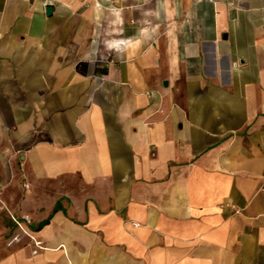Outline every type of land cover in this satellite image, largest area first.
I'll return each mask as SVG.
<instances>
[{
    "label": "crops",
    "instance_id": "crops-1",
    "mask_svg": "<svg viewBox=\"0 0 264 264\" xmlns=\"http://www.w3.org/2000/svg\"><path fill=\"white\" fill-rule=\"evenodd\" d=\"M0 264H264V0H0Z\"/></svg>",
    "mask_w": 264,
    "mask_h": 264
},
{
    "label": "built area",
    "instance_id": "built-area-1",
    "mask_svg": "<svg viewBox=\"0 0 264 264\" xmlns=\"http://www.w3.org/2000/svg\"><path fill=\"white\" fill-rule=\"evenodd\" d=\"M16 224L18 225V226H20L19 225V223H17L16 222ZM29 236V235H28ZM30 237V236H29ZM32 240H33V238L32 237H30ZM35 246L38 248V249H40L41 247H40V243L39 242H35Z\"/></svg>",
    "mask_w": 264,
    "mask_h": 264
},
{
    "label": "water",
    "instance_id": "water-1",
    "mask_svg": "<svg viewBox=\"0 0 264 264\" xmlns=\"http://www.w3.org/2000/svg\"><path fill=\"white\" fill-rule=\"evenodd\" d=\"M52 10H53V9H52L51 7H47V8L45 9V13H46V15H49V14L51 13Z\"/></svg>",
    "mask_w": 264,
    "mask_h": 264
}]
</instances>
